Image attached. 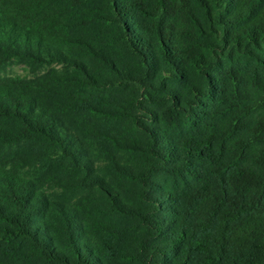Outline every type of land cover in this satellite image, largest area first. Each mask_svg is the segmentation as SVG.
I'll use <instances>...</instances> for the list:
<instances>
[{"label": "trees", "instance_id": "obj_1", "mask_svg": "<svg viewBox=\"0 0 264 264\" xmlns=\"http://www.w3.org/2000/svg\"><path fill=\"white\" fill-rule=\"evenodd\" d=\"M0 264H264V0H0Z\"/></svg>", "mask_w": 264, "mask_h": 264}, {"label": "rangeland", "instance_id": "obj_2", "mask_svg": "<svg viewBox=\"0 0 264 264\" xmlns=\"http://www.w3.org/2000/svg\"><path fill=\"white\" fill-rule=\"evenodd\" d=\"M30 68L25 64H12L10 65L7 70L6 74L8 75H32L33 73L30 72Z\"/></svg>", "mask_w": 264, "mask_h": 264}]
</instances>
